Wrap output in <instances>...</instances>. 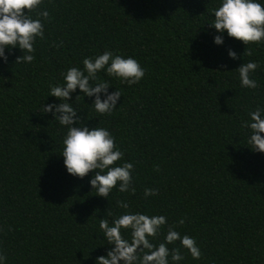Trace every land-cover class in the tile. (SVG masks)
<instances>
[{
  "label": "trees",
  "instance_id": "16d2710c",
  "mask_svg": "<svg viewBox=\"0 0 264 264\" xmlns=\"http://www.w3.org/2000/svg\"><path fill=\"white\" fill-rule=\"evenodd\" d=\"M218 0H42L44 38L34 60L0 62V254L5 264H94L104 255L99 219L132 211L166 217L193 237L201 256L183 248L179 264H264V154L253 152L242 123L264 107V43L228 37L213 44ZM25 12L27 10H24ZM246 47V49H245ZM231 49L237 54L227 56ZM105 50L135 58L145 69L134 85L103 71L119 89L116 109L97 116L79 90L69 103L89 128H107L132 163L134 191L114 188L108 200L83 178L68 175L61 156L66 128L42 112L49 85L68 67ZM244 51L251 55H243ZM257 61L255 89L242 88L235 69ZM78 95H81L77 97ZM77 97V98H76ZM74 126H76L74 124ZM264 135V134H261ZM250 149H249V148ZM145 188L156 189L144 197ZM180 218L182 225L176 224ZM179 247V241L168 245Z\"/></svg>",
  "mask_w": 264,
  "mask_h": 264
},
{
  "label": "clouds",
  "instance_id": "9594fccd",
  "mask_svg": "<svg viewBox=\"0 0 264 264\" xmlns=\"http://www.w3.org/2000/svg\"><path fill=\"white\" fill-rule=\"evenodd\" d=\"M41 4L42 0H0V62L7 63L6 50L11 52L12 49L21 53L15 64L34 60V43L37 38H44L41 18L46 20L49 14L41 9L37 18H33L29 13ZM212 11L213 19L206 24L216 30L214 45H222L225 34L248 47L264 43V0H218ZM245 54L251 55V52L244 51ZM227 56L237 59L231 49L227 50ZM81 64L82 67L72 66L63 71L62 83L49 85L47 97H54L59 102L43 103L42 112L51 113L52 119L66 128L61 150L66 173L83 178L91 172L90 188L96 196L108 200L114 188L121 193L134 191L131 188L133 165L123 159V152L107 128L98 126L99 123L94 128L81 123L78 111L68 101L71 94L79 90L83 97L92 98L89 106L97 116L110 115L117 108L121 92L116 88L109 92L108 89L113 87L108 80L99 79L98 74L103 71L121 84L131 86L143 78L145 69L135 58L109 50L86 56ZM257 67V61L249 60L235 69L242 88L258 87L256 80L250 78ZM248 117L242 123V127L248 130L247 143L253 152L264 154V135H261L264 134V107L257 105ZM155 195L156 189H144L145 198ZM117 205L124 209L121 214L113 216L108 213V219H99L100 236L110 247L104 255L96 257L94 264H179L184 259L180 248L185 249L192 259L200 258L201 251L195 239L187 234L181 235L173 224H167L163 239L158 240L166 226L164 215L132 211L127 201H117ZM183 223V218L176 221V224ZM177 240L179 247H168ZM0 264H5L3 254H0Z\"/></svg>",
  "mask_w": 264,
  "mask_h": 264
}]
</instances>
